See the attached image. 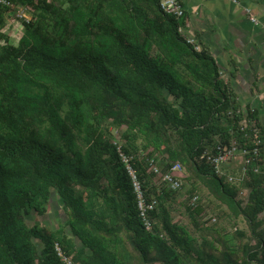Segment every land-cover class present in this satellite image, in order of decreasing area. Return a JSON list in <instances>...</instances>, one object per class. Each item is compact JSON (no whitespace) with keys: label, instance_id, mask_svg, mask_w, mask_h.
Returning a JSON list of instances; mask_svg holds the SVG:
<instances>
[{"label":"trees","instance_id":"trees-1","mask_svg":"<svg viewBox=\"0 0 264 264\" xmlns=\"http://www.w3.org/2000/svg\"><path fill=\"white\" fill-rule=\"evenodd\" d=\"M10 1L32 18L15 43L0 4V264H62L56 242L79 264H264V130L255 111L238 113L209 50L179 31L184 16L161 0ZM254 128L260 155L246 176H219L208 155L220 141L253 146ZM120 150L158 201L152 230ZM175 162L193 185L179 203L200 236L171 214L184 183L161 178ZM198 184L248 230L204 224ZM54 196L66 219L52 229L31 218Z\"/></svg>","mask_w":264,"mask_h":264},{"label":"crops","instance_id":"crops-1","mask_svg":"<svg viewBox=\"0 0 264 264\" xmlns=\"http://www.w3.org/2000/svg\"><path fill=\"white\" fill-rule=\"evenodd\" d=\"M182 2L186 33L215 57L228 87L246 111L257 113L264 130V27L246 11L251 8L264 23V0Z\"/></svg>","mask_w":264,"mask_h":264},{"label":"built area","instance_id":"built-area-1","mask_svg":"<svg viewBox=\"0 0 264 264\" xmlns=\"http://www.w3.org/2000/svg\"><path fill=\"white\" fill-rule=\"evenodd\" d=\"M0 2L11 5V2L8 0H0ZM161 7L165 11L174 14L178 18H182L185 15V9L182 0H161ZM246 11L248 12L250 19L254 24H258L264 27V23H262L258 19V17L253 13L251 8H246ZM16 16L21 19H26V20L29 19L27 10L25 9H18L16 11ZM179 31L187 35L188 42L191 43L197 50H200L202 48L195 36L186 33L185 27L183 25L180 26ZM246 112L247 111L242 106L238 109V113L240 114ZM231 114L232 112L229 113V115ZM249 122L250 119L248 116H246L245 118H242L239 123L242 126V128H245L249 126ZM253 130L256 133L255 135L256 140H254L255 144L253 146L245 147L240 141L236 139H232L228 144H226L223 141H220L216 147V149H218V152L215 154L208 155V159L214 164L215 172L219 176H226L229 181L236 180L237 176L233 172H227V170L232 164L238 162L242 164L241 178H244L246 176L248 171L247 166L250 165L253 161H255L257 157H259L260 155L259 146L261 141L258 137L259 131L257 128H254ZM121 156L127 164V168L129 170L132 179L133 189L137 197L140 216L143 220L145 227L148 230H152L154 221L151 217V212L157 206L158 201L157 199L147 198L145 188L142 181L140 180L138 171L130 163L129 157H127L122 151H121ZM149 161H150L151 171L157 174H161L162 172L160 167L158 166L156 159L151 158ZM258 169L259 168L257 167L255 170L257 171ZM183 170L184 167L180 162L173 163L170 170L163 173L161 178V183L167 184L172 189H180L183 184V179L181 174ZM198 199L199 196L194 195L192 198V203H197ZM54 249L56 255L58 256L62 264H79L66 253L60 242L55 243Z\"/></svg>","mask_w":264,"mask_h":264},{"label":"rangeland","instance_id":"rangeland-1","mask_svg":"<svg viewBox=\"0 0 264 264\" xmlns=\"http://www.w3.org/2000/svg\"><path fill=\"white\" fill-rule=\"evenodd\" d=\"M5 30L7 33L10 34L11 38L13 39V42L17 43L19 37L23 32V25L19 19L11 15L7 19V26ZM123 130L124 128L113 129L115 142H117L119 145H121L122 142V139H120L119 137L122 134ZM241 166L242 164L240 162L232 164L228 168V172H230L231 170L235 172H240ZM183 183L184 188L180 194L181 196L178 197L176 202H170L169 208L173 219L176 222H180L182 224L187 225L189 231L192 234H194L195 236H200L201 233L195 230L191 221V217L186 212V208L182 206L181 203H179L182 202L185 197L187 198V196L193 191V185L189 180L185 179ZM198 186L199 188L196 192V194L200 196L198 202L200 201V203L205 208V211L201 214L202 222H204V224H206L207 226H212L214 228L225 227V232H228L231 235L237 229L246 231L248 230L247 224L242 217L234 218L231 216H227V212H229L227 207L225 205H221L218 200L214 199L202 184H198ZM240 194L243 199L247 198L249 194V189L246 187L242 188ZM53 199L54 200L52 201L49 207V211L46 215H44L43 217L36 215V217L33 216L31 219L36 220L38 222H42L43 224H47L49 228L55 229L58 228L61 224H63L66 217L64 216V213H60L61 206L60 202L58 201V198L54 196ZM187 200H189V198H187ZM31 219H29L30 222Z\"/></svg>","mask_w":264,"mask_h":264},{"label":"clouds","instance_id":"clouds-1","mask_svg":"<svg viewBox=\"0 0 264 264\" xmlns=\"http://www.w3.org/2000/svg\"><path fill=\"white\" fill-rule=\"evenodd\" d=\"M8 1H10V0H8ZM10 2H11V1H10ZM0 4L9 7V10H8V13H7V14H8V17L11 16V15H13V16H15L17 19H19L21 22L24 21V20H26V19H21V18H19V17L16 16V11H17L18 9H25V10H27L26 8H16V7L13 6L12 2H11V5H10V4H4V3H2V2H0ZM27 13H28V16H29V19H28L27 21H29V20L32 18V15H31V13L29 12V10H27ZM2 43H4V42H0V44H2Z\"/></svg>","mask_w":264,"mask_h":264}]
</instances>
